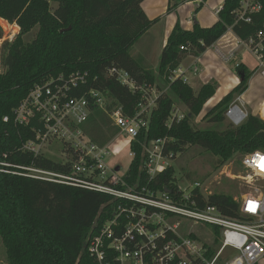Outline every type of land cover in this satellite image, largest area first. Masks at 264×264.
Returning a JSON list of instances; mask_svg holds the SVG:
<instances>
[{"label":"trees","instance_id":"obj_1","mask_svg":"<svg viewBox=\"0 0 264 264\" xmlns=\"http://www.w3.org/2000/svg\"><path fill=\"white\" fill-rule=\"evenodd\" d=\"M142 1L0 0V16L19 26L15 39L4 43L0 50L3 66L0 72V238L9 264H97L87 250V238L112 216L115 207V202L106 194L30 177L29 171L23 169L38 168L63 174L70 171V163L23 148L27 141L34 139L33 128H40L42 123L35 116L27 125L16 124L14 109L35 84L60 75L68 77L85 72V85L71 95H80L88 89L102 90L112 103L122 106L127 116L136 112L142 101L141 92L129 90L114 77L105 78L107 69H123L135 85L157 89L158 81L166 84L167 90L157 89L159 94L147 129H140L129 145L135 152L124 176L129 184L137 179L140 184L144 181L139 170L140 144L152 139L167 138L165 149L173 153H180L185 146H201L217 157V166L235 155L264 151V120L252 113L241 124H228L222 130L194 126L192 119L215 93V81L204 83L194 91L181 78L169 80L186 56L201 55L228 28L241 41L263 30L264 0H257L261 9L251 14L250 22L235 20L234 12L241 0H223L217 21L209 27L195 22L191 30H185L176 23L162 48L156 72L141 56L129 54L130 47L157 21L147 18L141 8ZM180 1L174 0L167 11L174 10ZM51 2L56 3L53 9ZM202 3L197 5L195 13ZM33 28H37L35 37L26 42L23 36ZM235 72L239 83L202 119L222 123L231 102L247 90L253 71L241 63ZM176 102L186 106L188 113L168 126ZM4 116L8 117L6 122ZM82 129L99 145L109 143L117 135L107 113L96 106L92 107ZM163 185L167 189L176 188L173 167L152 183L154 189L163 190ZM195 194L199 206L213 205L225 217L242 218L239 204L231 195L212 193L204 197L198 190ZM214 230L209 256L219 245V231L215 227Z\"/></svg>","mask_w":264,"mask_h":264},{"label":"built area","instance_id":"obj_2","mask_svg":"<svg viewBox=\"0 0 264 264\" xmlns=\"http://www.w3.org/2000/svg\"><path fill=\"white\" fill-rule=\"evenodd\" d=\"M260 9L257 0H241L234 12L235 20L250 22L251 14ZM0 31L1 50L4 43L15 39L19 26L0 16ZM242 42L257 62L255 70L264 78V28ZM180 73L179 69L174 70L169 80L180 78ZM104 77H114L129 90L141 92L142 101L134 115H124L122 106L112 103L102 90L88 89L80 95H71L72 91L78 92L85 85V72H75L68 77L60 75L35 84L14 109L16 124L27 125L35 116L42 123L40 128H33L35 137L23 145L25 150L39 154L47 143L59 141L64 144L67 156L63 163H70V171L66 174L23 168L29 171L28 176L106 194L115 202L112 216L98 230L91 231L87 238V250L96 263L256 264L264 258V151L256 150L240 156L241 167L247 175L235 177L246 183L255 179L261 182V185L234 198L239 204L240 219L225 217L213 205L199 206L195 191H200L204 197L208 195L205 186L198 181L176 182L174 189H167L164 185L163 190L152 187L158 175L173 167V160L178 155L165 149L167 138L140 144L142 163L139 170L144 181L140 184L137 179L129 184L124 179L127 171L119 175V168L115 170L118 165L113 168L107 164L108 157L118 155L120 149L110 152V142L99 145L91 141L82 125L92 107H99L107 113L110 125L116 128L115 137H126L125 146L129 148L139 130L147 129L159 92H155V86L135 85L120 68L107 69ZM242 105L238 96L224 112L230 124L237 126L246 119L247 112ZM183 117L184 113L173 106L168 126ZM7 120L8 117L4 116L3 121ZM128 154L131 160L135 157V152L130 149ZM195 225L218 229L219 245L211 256L212 242L199 236Z\"/></svg>","mask_w":264,"mask_h":264},{"label":"rangeland","instance_id":"obj_3","mask_svg":"<svg viewBox=\"0 0 264 264\" xmlns=\"http://www.w3.org/2000/svg\"><path fill=\"white\" fill-rule=\"evenodd\" d=\"M50 5L51 9H53L56 6V3L51 2ZM36 30L37 28H33L29 33L25 34L23 36L24 40L26 42L31 41L35 37ZM155 30L156 28H152L148 31L149 33H144L130 47L129 54H132L134 57L140 55L144 58V56L142 55L144 53V50L150 49V47H153V45L156 44V41H158V36L154 35ZM1 53L2 51H0V72L3 71V66L1 64ZM242 59L248 66L247 69L249 71L256 69L255 58L251 53H242ZM150 60L152 62L154 61L152 58ZM151 68L153 69V67ZM252 79L253 82L251 90L244 97L246 109L245 111L247 112V115L250 113L254 115V113L251 112V109L261 106V101L264 99V78L258 72V74H255ZM156 85L157 89L159 90H167V86L163 82L158 81ZM154 90L158 93L156 88H154ZM151 95H153V91L151 92ZM236 98L237 97H235V99ZM175 104L182 113H184L185 115L188 113V109L186 106L179 102H176ZM212 105L211 102H207L203 107L201 113L197 117H194L192 119V122L196 128L222 130L228 124H230L227 118H225L222 123H210L207 119H202L204 114L213 107ZM255 115L264 120L263 114L255 112ZM111 127L113 128V126ZM86 128L94 132V130L88 128V126H86ZM126 139L127 138L124 136L115 137L110 141L109 144L110 152H112L115 148L120 149L118 155H111L107 159L108 166H113V168L116 165L119 166V170L117 171L119 175L124 174L128 170L131 161V157L128 154L129 148L128 146H125ZM40 153L55 161L63 162L67 158L66 153H64V144L59 141L47 143L42 147ZM216 163L217 157L213 156L210 152L206 151L201 146H185L173 160L176 182L184 183L198 181L203 186H205L204 189L206 188L205 192L207 193V195H210L212 193H225L231 195L233 198H239L241 194L250 191L252 187L261 185V182L256 179L252 183H246V181L240 179V177H235L238 175H247L246 171L241 167L239 155H235L233 159L223 165L217 166ZM194 229L199 233V236H204L209 240V242H212V238L215 232L214 227L206 226L202 228L201 226L195 225ZM0 264H9L5 256V249L2 244L1 238Z\"/></svg>","mask_w":264,"mask_h":264},{"label":"crops","instance_id":"obj_4","mask_svg":"<svg viewBox=\"0 0 264 264\" xmlns=\"http://www.w3.org/2000/svg\"><path fill=\"white\" fill-rule=\"evenodd\" d=\"M202 2V7L197 13H195L194 10L200 3L198 0H181L176 8L170 12L167 11V7L169 4L174 3V0H143L141 2V8L147 18L151 20L157 19L145 33H149V30L156 28L154 35L158 36V41H156V44L150 47V49H145L142 54L144 56V58H142L148 65L153 67L154 72H156L158 65L157 58L159 60L160 53L166 43L167 37L176 23H179L182 29L191 30L195 22L202 27H209L217 21V13L222 7L223 0H203ZM245 51L249 52L245 44L234 34L231 28H228L227 31L201 55L186 56L177 68L181 72L179 76L184 82L190 85L194 91H197L204 83L215 81V93L207 100V102H211V105L213 104L212 106H214L239 83L235 67L242 63L248 68L242 59V53H246ZM130 55L133 56L132 54ZM151 58L154 60L153 62L150 60ZM255 66H257L256 60ZM251 71H253V74L249 79L248 88L240 95L244 109V97L251 90L252 78L255 74H258V71L255 69ZM263 105L264 99L261 101V106L254 107V109L252 108L251 112H253L254 115L255 112L261 114ZM256 264H264V258L259 259Z\"/></svg>","mask_w":264,"mask_h":264},{"label":"bare ground","instance_id":"obj_5","mask_svg":"<svg viewBox=\"0 0 264 264\" xmlns=\"http://www.w3.org/2000/svg\"><path fill=\"white\" fill-rule=\"evenodd\" d=\"M262 108H263V110H262V113H261V114H263V115H264V105L262 106Z\"/></svg>","mask_w":264,"mask_h":264},{"label":"water","instance_id":"obj_6","mask_svg":"<svg viewBox=\"0 0 264 264\" xmlns=\"http://www.w3.org/2000/svg\"><path fill=\"white\" fill-rule=\"evenodd\" d=\"M118 168H119V167H118V166H116L115 170H118ZM168 191H169V190H168Z\"/></svg>","mask_w":264,"mask_h":264}]
</instances>
